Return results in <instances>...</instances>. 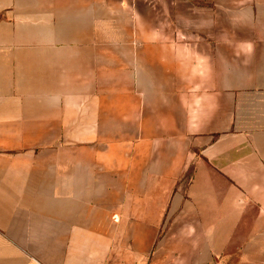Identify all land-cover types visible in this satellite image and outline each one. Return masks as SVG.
Returning a JSON list of instances; mask_svg holds the SVG:
<instances>
[{
  "label": "rangeland",
  "instance_id": "374dc122",
  "mask_svg": "<svg viewBox=\"0 0 264 264\" xmlns=\"http://www.w3.org/2000/svg\"><path fill=\"white\" fill-rule=\"evenodd\" d=\"M48 1L59 2V19L17 26L30 30L28 45L43 39L44 47L60 50V60L29 69L25 78L13 76L14 109L22 110L13 127L24 128L10 135L9 155L41 157L46 172L75 168L78 184L92 175L109 191L124 188L126 212L138 209L129 203L132 190L157 196L162 218L147 253L137 259L134 230L125 228L122 241L118 229L111 252L124 248L122 264H264L258 260L264 245L236 244V237L215 246L220 258L201 259L198 248L213 246L179 244L188 230L164 203L166 194L188 193L207 146L236 141L246 147L255 137L264 149V0L166 4L143 22L106 17L98 8L76 14L74 0ZM11 29L2 7L0 46L24 42L5 33ZM168 171L176 173L171 181ZM115 263L110 256L108 264Z\"/></svg>",
  "mask_w": 264,
  "mask_h": 264
},
{
  "label": "crops",
  "instance_id": "0c3cea01",
  "mask_svg": "<svg viewBox=\"0 0 264 264\" xmlns=\"http://www.w3.org/2000/svg\"><path fill=\"white\" fill-rule=\"evenodd\" d=\"M166 4L251 6L253 0L73 2L76 14L88 15L98 8L106 17L125 14L142 22L150 20L149 14ZM49 5L48 0L0 3V10L6 9L12 26L5 33H12L15 39L24 38L23 43L0 46V264H108L110 256L116 259L115 264H122L124 248L111 252V246L118 229L124 241L125 228L134 230L130 238L139 259L141 253L151 249L155 230L160 227L162 209H157V196L141 198L139 190H132L129 203L138 209L126 212L124 188L109 191L92 175L80 178L82 182L78 184L75 168L58 167L46 172L41 157L28 153L9 155L14 149L10 135L22 133L24 128L13 127V121L22 117V110L14 109L13 76L25 78L29 69L40 70L44 63L60 60V50L44 47L43 39L40 45H28L25 41L30 30L26 32L17 24L59 19V2ZM38 32L37 37L45 36L43 30ZM24 126H28L27 119ZM225 143L207 146L203 158L196 159L193 184L185 196L165 195V210L171 206V215L178 213L174 221L188 230L178 243L213 246L198 248L204 255L201 259L220 258L222 252L215 246L229 245L235 237L236 244L264 245V149L255 137L246 147L236 141ZM175 175L168 171L165 179L171 181ZM144 206L153 209L141 211ZM244 236L248 240H241ZM254 237L258 240H252Z\"/></svg>",
  "mask_w": 264,
  "mask_h": 264
}]
</instances>
